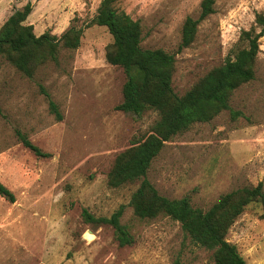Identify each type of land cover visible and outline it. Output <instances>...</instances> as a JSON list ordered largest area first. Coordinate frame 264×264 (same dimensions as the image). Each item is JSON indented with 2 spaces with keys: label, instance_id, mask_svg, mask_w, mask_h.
Listing matches in <instances>:
<instances>
[{
  "label": "rangeland",
  "instance_id": "rangeland-1",
  "mask_svg": "<svg viewBox=\"0 0 264 264\" xmlns=\"http://www.w3.org/2000/svg\"><path fill=\"white\" fill-rule=\"evenodd\" d=\"M27 22L35 32L61 35L72 25L84 35L76 50L63 48L57 62L34 77L0 61V180L16 195H0V264H214L212 253L194 243L170 216L139 219L130 206L137 183L112 187L108 173L134 136L143 135L157 112L141 115L116 106L127 76L107 61L113 39L106 26H89L102 0H32ZM27 0H0V25ZM202 0H119L118 6L144 25L142 45L177 52L175 90L185 93L222 63L249 28L264 0H216L189 47L179 51L183 24L199 17ZM58 104L63 117L52 111ZM225 110L166 142L148 172L159 191L186 195L208 209L222 193L264 183V36L256 78L240 87ZM27 134L51 156L25 146ZM125 204L123 221L135 241L119 245L112 225L85 220L110 216ZM264 207L250 204L228 239L248 264H264Z\"/></svg>",
  "mask_w": 264,
  "mask_h": 264
},
{
  "label": "trees",
  "instance_id": "trees-1",
  "mask_svg": "<svg viewBox=\"0 0 264 264\" xmlns=\"http://www.w3.org/2000/svg\"><path fill=\"white\" fill-rule=\"evenodd\" d=\"M119 0H102L89 26H106L113 39L106 46L107 61L121 66L127 76L123 100L116 106L139 115L154 111L157 117L141 136H134L131 145L115 158L108 173V184L121 187L138 182L131 195L130 206L139 219L167 215L179 221L190 239L212 253L214 264H248L228 234L246 208L255 202L264 207V183L245 185L222 193L208 209L195 206L186 195L172 198L162 194L148 178L153 161L166 142L189 130L199 122H208L225 110H232L236 91L256 78L264 36V8L255 14L253 24L244 28L224 61L212 67L185 93L173 85L177 52L142 45L144 25L140 19L118 6ZM216 0H202L199 17L188 16L183 24L179 51L195 41L201 21L214 13ZM34 9L32 0L16 8L0 25V61L14 66L22 75L34 77L39 69L57 62L63 48L76 50L82 42L84 29L72 25L61 35L35 32L27 19ZM51 109L63 117L54 100ZM3 110L0 105V115ZM25 146L38 156H51L27 134L20 133ZM0 195L16 201L15 192L0 180ZM126 205H120L110 216H95L85 209V220L113 226L121 246L135 241L132 224L123 221ZM264 216V214H263Z\"/></svg>",
  "mask_w": 264,
  "mask_h": 264
},
{
  "label": "crops",
  "instance_id": "crops-1",
  "mask_svg": "<svg viewBox=\"0 0 264 264\" xmlns=\"http://www.w3.org/2000/svg\"><path fill=\"white\" fill-rule=\"evenodd\" d=\"M33 12V11H32ZM31 15V14H30ZM28 20V19H27Z\"/></svg>",
  "mask_w": 264,
  "mask_h": 264
}]
</instances>
